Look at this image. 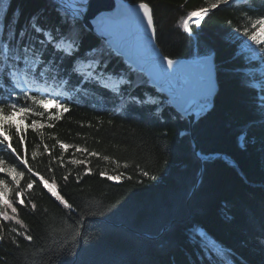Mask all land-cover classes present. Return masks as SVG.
<instances>
[{"label":"trees","instance_id":"obj_1","mask_svg":"<svg viewBox=\"0 0 264 264\" xmlns=\"http://www.w3.org/2000/svg\"><path fill=\"white\" fill-rule=\"evenodd\" d=\"M128 1L151 4L157 42L168 57L216 53L219 91L213 108L193 127L199 153L187 119L145 74L112 50L107 72L113 80L107 83L123 77L119 97L96 85L79 92L61 86L59 91L70 100V111L62 119L49 122L45 116L43 128L19 134L25 136L23 144L15 128L7 129L17 152L0 147V159L5 167L25 173L20 178L25 195L16 198L10 192L9 199L27 228L0 219V264H264V90L254 85L259 74L248 70L252 63L232 38L244 22L242 13L264 15V0L221 5L199 28L192 24V34L179 21L210 6L211 0ZM53 7L51 0H7L0 10V37L5 26L11 28L10 35L26 29L38 13L47 24H57ZM85 31L81 52L95 44L108 49ZM150 97L156 103L134 102ZM57 141L70 147L62 149ZM92 151L99 155L90 156ZM201 156L208 158L201 161ZM20 157L73 209L60 204ZM73 159L85 163L72 164ZM112 175L119 179L109 180ZM6 181L11 188L12 180ZM30 181L35 183L27 189ZM8 214L13 215L11 210ZM13 227L33 240L12 233ZM199 228L211 235L223 260L209 254Z\"/></svg>","mask_w":264,"mask_h":264},{"label":"snow or ice","instance_id":"obj_2","mask_svg":"<svg viewBox=\"0 0 264 264\" xmlns=\"http://www.w3.org/2000/svg\"><path fill=\"white\" fill-rule=\"evenodd\" d=\"M51 2L54 5L52 11L59 17L57 24H47L44 20V14L38 13L29 19L26 29L10 35L11 28L5 26L4 35L0 37V147L5 150L10 149L12 153H16L17 149L13 147L11 138L6 134L7 129L15 128L18 135L27 128L38 130L45 126L42 123L45 116L47 121L54 122L62 119L63 115L70 111V100L66 98L67 93L59 91L61 86L70 87L79 92L96 85L108 89L117 97L121 95L123 77L113 81L112 84L107 83V81L113 80V74L107 72L108 61L113 55L111 45L108 49L99 46V44L90 45L81 52L87 35L80 19L86 11V0H51ZM241 2L247 3L248 0H211L209 7H201L198 10L188 12L186 17L179 21V26L184 32L191 33V25L195 24L199 28L211 10L217 9L221 5L239 4ZM6 5L7 0H0V10H3ZM136 11L142 13L140 23L144 26L145 33L148 34L146 43L150 44L156 35L153 10L149 3L140 2ZM119 15L100 18L98 30L102 34H109L108 26L116 23ZM242 15L244 22L235 29V32L256 46L248 47L247 50L252 54L249 59H260L264 62V15H260L258 18H252L247 13H242ZM228 23L231 24V21ZM65 61L69 63L66 65ZM165 63L167 67H165ZM152 66L164 81L173 87L174 92L180 90L188 95L189 98L183 101L180 97L175 95L173 97L174 102L178 103L184 110H188L186 105L191 107L206 106L214 87L206 72H201L195 85L190 88L179 78L181 69L173 59L167 56L153 57ZM134 102L156 103L151 97L149 101L134 98ZM53 108L56 110L55 112L52 111ZM29 117L35 118L31 119L30 123H25ZM47 126L53 127L54 125L48 123ZM24 140L25 136L19 135L21 144ZM57 142L60 143L62 149L70 147L66 143ZM44 148L47 150L48 146L44 145ZM76 149L81 151L78 145ZM82 151L88 152V149ZM88 154L93 157L99 155L95 151ZM32 156H36L35 151L32 152ZM19 159L29 173L39 176L38 172L34 173L33 169L28 167L26 159L22 157ZM103 159L108 160L109 157L104 156ZM71 163L84 164L85 161L73 159ZM0 173H7L13 182V186L10 188L4 179H0V219L3 221L15 220L21 227L27 228L22 220L17 219V207L9 199L10 192H14L16 198L25 195V188L20 187V178L25 173L23 171L18 172L14 167H5L2 159H0ZM100 174L105 175L104 172ZM142 175L147 176L148 172L143 171ZM39 178L43 181L48 192L60 204L67 209H73V205L68 203L64 196L49 184L47 179L43 176H39ZM67 179L68 177L65 176L64 180L67 181ZM108 179L114 180L119 179V177L108 176ZM33 183L35 181H30L27 184V189H32ZM52 183L55 184L54 179ZM18 203L23 205L24 200L19 199ZM31 206L33 210L36 209L34 203ZM8 210H11L13 215L10 216ZM2 232L3 230L0 229V240L3 239ZM11 232L23 236L27 241L33 240V236L27 235L24 231L18 232L15 227L11 228ZM79 234L78 231L75 233L77 236ZM200 238L210 255L214 253L216 259L223 260L219 250L215 248V242L208 240L206 233H201ZM13 242L16 243L15 240Z\"/></svg>","mask_w":264,"mask_h":264},{"label":"water","instance_id":"obj_3","mask_svg":"<svg viewBox=\"0 0 264 264\" xmlns=\"http://www.w3.org/2000/svg\"><path fill=\"white\" fill-rule=\"evenodd\" d=\"M139 3L140 2L132 3L128 0H86V11L84 16L80 19L84 27L93 35L105 41L108 45H111V48L121 55L127 63L144 73L148 77L150 83L166 96L170 105L180 115L187 119L194 151L198 154L199 144L194 137L193 127L202 116L213 108L216 95L219 91L216 53L213 51L198 57H168L162 52L158 45L157 32L155 37L151 40V43H146L148 34L145 33L144 26L140 23L142 13H137L136 11ZM149 5L152 8L150 3ZM118 14H120L118 21L114 24H110L107 28L109 34H102V32L98 30L100 18L116 17ZM157 56H167L176 61L177 66L181 69L179 78L190 88L195 85L198 75L201 72H206L214 85L212 95L208 97L206 106L191 107L186 105L188 110H184L178 103L174 102V95L180 97L182 101L187 100L189 97L180 90L174 92L173 87L166 83L160 74L154 70L152 59ZM165 67H167L166 63ZM205 159H207L205 156L200 158L201 161Z\"/></svg>","mask_w":264,"mask_h":264},{"label":"rangeland","instance_id":"obj_4","mask_svg":"<svg viewBox=\"0 0 264 264\" xmlns=\"http://www.w3.org/2000/svg\"><path fill=\"white\" fill-rule=\"evenodd\" d=\"M233 39H236L237 43L239 44V50L240 52H242V55H244V57L246 58L247 62H251L253 64H255V69H258L259 74L262 75L264 74V62H262L260 59H249V57L252 55L247 49L249 46L251 47H256L255 45H252L250 41L247 40V38L240 36L238 33H233L232 35ZM258 87H264V80H256L255 82ZM51 107V106H50ZM18 123V120L16 121ZM114 176V175H112ZM0 179H4L6 180H11V177L7 175V173H0ZM7 183V181H6ZM201 233H206L202 228H199ZM207 234V239L210 241H214L211 238V235ZM215 242V241H214ZM215 246H217V244L215 243Z\"/></svg>","mask_w":264,"mask_h":264}]
</instances>
